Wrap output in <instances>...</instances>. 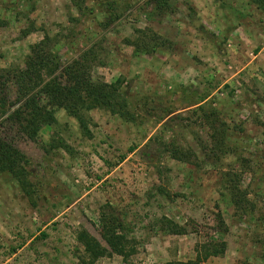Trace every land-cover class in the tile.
I'll use <instances>...</instances> for the list:
<instances>
[{"label": "rangeland", "instance_id": "374dc122", "mask_svg": "<svg viewBox=\"0 0 264 264\" xmlns=\"http://www.w3.org/2000/svg\"><path fill=\"white\" fill-rule=\"evenodd\" d=\"M142 33L156 52L130 44ZM46 37L55 62L84 57L94 80L122 78L130 120L92 111L89 138L58 110L35 142L0 121L31 185L0 173V264H79L80 230L105 245L102 213L136 239L133 264L195 261L212 239L226 253L203 264H264V11L253 0H0V69L23 67ZM225 176L246 193L243 218ZM163 218L187 234H167Z\"/></svg>", "mask_w": 264, "mask_h": 264}, {"label": "trees", "instance_id": "16d2710c", "mask_svg": "<svg viewBox=\"0 0 264 264\" xmlns=\"http://www.w3.org/2000/svg\"><path fill=\"white\" fill-rule=\"evenodd\" d=\"M264 11V0H253ZM146 39V40H144ZM142 41L130 43L137 49L156 52L151 46L155 38L142 33ZM147 41V42H145ZM50 38L30 47V53L23 67L18 69H0V121L9 120L21 128L22 133L35 142L41 130L57 123L56 112L64 110L76 119L84 136H92L87 114L95 110H104L129 122L130 112L127 100L122 93L124 80L114 83L96 81L87 58L75 59L67 64L55 62L50 53ZM14 90L13 101L7 91ZM15 111L11 112L14 107ZM240 132H243L241 129ZM185 153L174 152L173 159L184 162ZM0 173H8L21 189L29 193L26 157L0 138ZM230 176L222 181V192L228 193L234 209L240 211V218L247 216L248 200L246 193ZM101 238L103 245L89 231L82 229L77 233V241L83 247V254L78 257L79 264H96L99 260L114 255L122 258L124 264H133L132 258L138 247L134 237L129 235L128 227L117 217L102 213L100 217ZM165 232L172 236H185L187 231L180 224L163 218ZM218 233H227L225 221L218 216ZM264 245V238L261 241ZM227 243L215 239L196 245L197 258L187 263L203 264L212 257H221L226 253Z\"/></svg>", "mask_w": 264, "mask_h": 264}]
</instances>
